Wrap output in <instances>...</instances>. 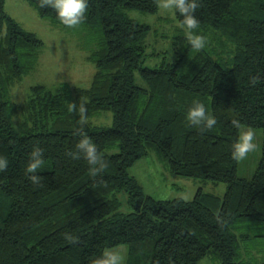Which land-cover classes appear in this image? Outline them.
<instances>
[{"label":"trees","instance_id":"obj_1","mask_svg":"<svg viewBox=\"0 0 264 264\" xmlns=\"http://www.w3.org/2000/svg\"><path fill=\"white\" fill-rule=\"evenodd\" d=\"M28 2L41 18L71 27L44 0ZM159 2L88 0L79 26L98 35L88 56L95 68L90 86L33 85L17 104L9 91L34 69L43 43L0 0V155L9 161L0 171V264H89L119 246L128 249L127 264H200L205 257L264 264L245 256L251 245L264 247V138L250 178L238 176L231 155L240 129L234 118L264 135V0H199L194 31L207 38L199 50L173 7L178 34L149 67L151 26L128 13L154 15ZM70 101H86L82 130ZM194 101L215 116L213 128L187 121ZM100 112L111 113V127L89 120ZM83 134L103 154V169L67 155ZM37 145L44 162L34 185L26 165ZM151 151L174 175L225 185L223 196L201 190L190 201L146 195L128 168ZM122 202L128 211L120 210Z\"/></svg>","mask_w":264,"mask_h":264},{"label":"rangeland","instance_id":"obj_2","mask_svg":"<svg viewBox=\"0 0 264 264\" xmlns=\"http://www.w3.org/2000/svg\"><path fill=\"white\" fill-rule=\"evenodd\" d=\"M159 9L154 15L141 14L130 11L128 16L142 24L151 26L147 38V54L150 55L145 65L153 67L156 65L162 53L169 50L171 41L173 43L178 34L179 25L173 19V7L164 8L165 0H159ZM3 9L26 32L37 36L43 43L38 51L36 65L32 71L24 75L9 91L11 102L22 104L28 97L30 87L43 85L53 88L59 83H69L72 86L87 88L90 86L95 68L88 61L92 50L97 48V32L82 26L59 27L50 21L41 18L36 9L28 0H4ZM156 35L154 36V33ZM92 124L101 127H111L112 115L110 112H100L92 115L89 119ZM14 122V128L18 130ZM248 127L241 126L239 133ZM255 136L254 142L257 147L248 155L238 160L237 174L241 178H250L258 164L261 156L263 142V131L252 128ZM128 174L135 178L141 186L142 191L156 200L183 199L190 201L198 190L221 198L225 185L212 184L209 181L198 178H190L174 175L169 172L167 165L154 151L136 160L129 168ZM121 211H128L125 202H122ZM119 250L125 257L127 264L128 249L119 246ZM246 257L252 259L264 258V247L254 248L253 245L247 250ZM200 264H217L210 257H205Z\"/></svg>","mask_w":264,"mask_h":264},{"label":"clouds","instance_id":"obj_3","mask_svg":"<svg viewBox=\"0 0 264 264\" xmlns=\"http://www.w3.org/2000/svg\"><path fill=\"white\" fill-rule=\"evenodd\" d=\"M44 4L50 5L62 23L67 26L79 25L86 18L88 9V0H44ZM198 6L199 0H165L163 4L164 8L174 7L182 16L181 24L186 30L189 43L195 50L203 48L207 40L206 36L200 34L198 31H194L199 24V19L195 15ZM68 111L79 114V123L82 130L87 120L88 108L86 101H81L79 104L76 101H70ZM186 119L191 125H202L208 129L213 128L217 122L215 116L208 111L207 106L199 101H194L192 106L187 110ZM232 124L237 128L241 127L239 119L234 118ZM254 136L255 133L250 127L239 133L237 140L232 145L231 155L234 159H244L249 152L257 147L254 142ZM67 155L72 159H79L83 156L87 164L93 167V171H99L105 167L103 154L87 134L81 135V138L75 145V150L68 151ZM43 162V149L38 145L34 146L26 165L27 172L31 173L28 179L34 185H38L41 181L40 176L36 173L41 168ZM8 164V158L0 155V171L6 169ZM66 238L72 242L78 240V237L71 234H66ZM124 260L125 257L119 250L108 247L103 249L100 256L93 257L89 264H124Z\"/></svg>","mask_w":264,"mask_h":264}]
</instances>
